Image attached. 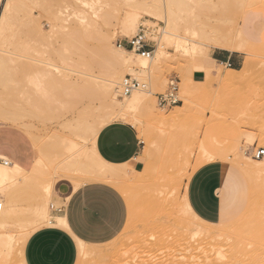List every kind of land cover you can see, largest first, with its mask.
<instances>
[{
	"label": "rangeland",
	"instance_id": "obj_1",
	"mask_svg": "<svg viewBox=\"0 0 264 264\" xmlns=\"http://www.w3.org/2000/svg\"><path fill=\"white\" fill-rule=\"evenodd\" d=\"M56 1L58 2L59 0ZM56 1L14 0L15 5L18 7L17 14H20L17 15L16 21H13L15 26L13 25L14 27L11 28L10 35H8V43L10 42V44H7V46L5 45L6 47L4 46L1 48H7V50L10 52L16 53V56H21L17 65H21V70L17 73L18 76L15 75L17 78L16 81H14L16 79L14 77L15 79H13L12 83H9L6 88H4V86L2 87V85L0 86V101H2L0 104L2 105V103H9L8 105H10L12 103L13 107L15 106L14 112L16 111V113H22L25 116L22 119V123L30 128V130H28L30 134L27 133L22 127L11 124L2 126L0 123V130L5 128L6 130L12 132V134L16 136L17 139L20 137L24 148H27L30 153L31 162L39 156L33 137L37 136V138H39L40 136V138L43 140L44 152L42 155L43 167L41 168V174L38 176L35 184L22 189L20 188L18 189L19 191H15L17 197V206L19 207V215L21 219L24 220L26 217L28 220L31 219V209L33 210L37 203H45L49 214L50 204H53V206L56 208L58 207V205L52 200V186L53 183L59 179H68L73 183L75 188L86 182H98L112 186L120 193V195H122L127 209L126 220L122 230L111 240L99 245L86 244V254H84L83 247L80 243V248L78 246V259L76 264H222L223 262L226 264H248V262L249 264H252L253 262H255V264H264V215L261 216L259 211L257 214H249V212H245V214H243L246 210L247 201L250 197V202L257 200L259 204H264V177L259 180V184H254L251 178L245 174L248 177L250 184V187L245 189V186L243 187V185H246L248 181L246 177L240 171H238V169L235 167V164L232 162L233 159H235V155H233L234 148H237L240 158H243L242 156H247L252 160H257L253 158L252 154L250 153L252 150L260 148L264 149V141L255 142V144L250 147L251 138L258 135L259 128L264 127V41L260 43V45L253 47V52L258 49L260 51L262 50L261 52L258 50L260 54L259 52L252 53L251 50V54H249V51L245 53L244 63L248 62L247 71L250 76H248L249 74L247 73L248 81L245 80V82L236 84L218 82L215 78L208 81L195 83L192 80V73L196 70L201 71L198 62L202 60L204 53L199 55L197 61H194L189 59L190 56L184 54L181 49L174 50L176 48L172 45L167 46L166 57L163 61L160 59L162 62H158L156 65L158 66L159 70L155 66V68L158 70H155L157 71L155 72L157 74L154 73L153 68V72L152 69L150 70L152 73H150L151 76H149L155 81V85L151 84L150 86L153 87H150L148 85L149 83H146L151 88V90L153 89L151 95L152 103H150L151 101L148 102L147 106L150 108L153 104L151 108H156L157 112L161 113L162 116H168L170 112L172 113L175 111V107L185 105L184 111L186 110V113H184V116L179 118L180 121L176 120L175 122H168L165 124L156 123L149 119L150 109L149 112H146L145 109L147 108H145L142 111L137 110L136 112L123 113L114 121L108 122L103 119L104 117L101 111L95 114L91 112L92 110L96 109L99 102L92 96L86 94L83 90H72L66 88L65 86H60V88L53 86L51 87L44 81L34 82V84L37 85L36 87L35 85H31L30 80L35 78L34 76H36V72L33 69L30 70V68H28L29 65L33 64L29 61V59H44V61L57 65L60 63L59 65L62 67L101 76V74L104 72L105 63H107L111 57L104 50L99 48L97 44L98 41H96V36L98 35L97 33L107 32L112 36V45L115 48H118L117 43L120 39L131 38L135 35L133 31L128 35L122 34L120 31V21L118 22V19L122 20L124 18L123 14L126 13L125 11L129 12L130 10L132 13V11L135 10L134 8L137 6H134V4H141L142 2L146 4L147 1V4H149L151 3V0H133L132 3L129 4L131 5L130 7L134 6L132 8L133 10L126 5L127 3L124 2L125 0H96L97 2L94 0H84L87 3L82 5L85 7H82L83 10L85 9V14L92 8V15L89 11V13L86 14L87 18L84 21L86 25V31L85 29H80L78 26L76 27V24L74 23L76 16L74 11L71 9L72 7L68 6L70 5L69 2L73 0H60L58 2L59 4ZM78 1L82 2V0ZM212 1L215 2V0ZM229 1L231 2L230 4L233 3L232 0H228L227 3L224 2V7H220L222 6L221 4H219L220 6L216 4L219 1L214 3L213 6L212 4H204L202 6L206 7L205 9L199 5L198 2L195 4L192 3L193 0H189V2H191L190 4H195L196 6L194 7L193 5L190 7L188 5L187 9L190 8L191 10L194 7V9H192L193 13L195 9L199 11V9L196 8L198 7V4L199 7L201 6L200 11H203L204 15H206L211 9V11L218 12L217 14L213 13L215 16L211 15L212 12L208 13L211 17L213 16V18L211 19L209 16L208 19L210 21L205 22V26H215L221 24L222 27L227 30L232 27L238 28L242 23V18L244 15L249 11H254L259 16V18L256 19L254 23L255 32L264 35V0H248V2L247 0H245V2L243 0L244 6L241 2L242 0L239 2L238 0H235L237 1L239 7L237 6V3L235 4L236 6H234L233 3L231 9L234 8V10L230 9L231 5L229 4ZM21 2L23 4H21ZM185 2L187 4L188 0L184 1V3ZM62 4L65 7H62ZM186 6L187 5H183V9L186 10ZM202 8L206 10V12L201 10ZM224 8L226 11H223ZM86 9L88 11H86ZM185 10H182L181 12L182 16L180 21H183V18L186 19L184 12H187L188 10ZM220 10L222 11L220 12ZM229 10H231L234 15H232L231 11ZM59 11H63L62 16H64L68 21L66 22L68 25L66 23L65 24L68 26V28H70H67L66 30L64 29L62 31L72 32L74 30L73 33L76 34L74 35L75 38L73 36L74 41L71 40L70 43L65 47L57 44V40L60 38L58 35V30L55 28L50 30V26L54 20L53 14L55 15ZM137 11H139V9ZM137 11H134V13L139 15L144 13L143 10H141V12ZM192 11L191 13L188 11L186 14L189 13L191 15ZM226 12L230 13L227 14L228 17L226 16ZM94 14H96L97 17ZM238 14L241 15L239 16ZM27 15L29 17H27ZM196 15H199L198 12ZM200 15V21H194L195 18L193 19L194 22H191V20L189 21V18L188 21L186 20L189 28H186L187 26L184 27L186 24L185 20L183 22L184 24L181 23L182 35L186 34V32H190L191 28L194 29L193 24L197 25V23L202 22L201 19H206V21L208 20L206 16H204L205 18L203 19V17ZM216 15L218 17H216ZM121 16H123V18ZM145 16L147 15L145 14ZM219 16L222 17L220 18ZM224 16H226V20ZM231 16L235 18H230ZM67 17L73 20H68ZM214 17L216 18L213 21ZM141 21L143 25H140L139 28L141 29L143 26L144 32H152L151 36L154 38H157L160 35V28L164 26L160 21H156V25L153 27L148 25L150 29L149 27L147 28L144 26L145 24H148L144 19ZM191 25L193 27H191ZM223 25L227 26L224 27ZM203 26L198 25V27H195L197 29L199 28L198 30H200V27H202V29L204 28ZM183 28L188 30L186 32L184 31L185 33H183ZM196 28L193 31H198ZM76 29H78V34ZM82 32L84 33L81 34ZM189 35L187 34L186 36L190 38ZM147 39L150 40L148 37ZM154 44L155 41H153L152 44L153 50L155 48ZM10 46H12V48ZM58 47L62 50L64 49L63 63L56 55H54V51ZM212 49L215 48L208 47L207 51L205 52L208 54ZM122 51L126 52L124 50ZM22 56L26 59H23ZM244 63L240 69H244ZM228 70L230 69L225 66H219V73L223 76L228 74ZM159 80H161L164 84L161 81L159 82ZM172 82L178 83V98L182 103L168 109H162L157 105L156 96L166 93ZM152 83L154 84V82ZM161 83L164 85L163 88H160L162 85ZM37 87L41 89L42 93H44V97L40 99V106L32 109L24 103L22 106L23 111H17L16 107L20 108L17 104H21L18 94L24 90H26L28 93L26 97H29L32 100L35 98V100L39 101V92L36 91ZM149 87L147 89H150ZM184 93H186V95ZM16 95L18 97H16ZM119 99L122 100L121 98ZM48 102L51 104L48 105ZM11 109L13 108L11 107ZM89 113L91 116L89 115L88 117L87 114ZM136 119H142L143 124L145 123L147 126L145 131V125H143V127H141L138 123V125H135ZM85 120L91 123L90 131H85L83 133L76 132L73 128L77 126L78 122L85 123ZM116 121L130 124L135 127L136 131L138 132L139 138L143 142L142 146L144 147L141 155L143 165H147L145 163L149 161L150 164L147 165V167L149 168L151 166L150 169H154L151 174L146 176L145 180L143 179L150 184L146 183V186H142L145 183L142 178L141 182H139L140 178H138L137 181L135 174L133 173V175H129L125 166H113L107 163L109 166L103 168L104 170H102L101 168L97 167L90 169L88 167L77 165L76 167L71 168L66 164V156H69L67 154V149L70 148V145L73 142H78L81 144V147L84 146L85 149L94 150L96 152L95 139L97 134L105 126ZM205 136H210L211 148H214L215 146H226L228 148L226 150L228 151V154L230 153L229 155L231 157V160L227 163L219 162L222 164V166L228 167V183L226 191L230 200V208L223 221L226 224L222 227L216 226L209 222H206V224L193 223L190 221L188 216L184 215L182 209V204H184L183 201H185L186 197L184 192L185 185L190 175L203 165L211 163L201 159L198 151L199 143L204 139ZM37 138H35V140ZM152 148L154 151L153 153L150 152L152 151ZM249 148L250 150L252 148L254 149L250 151ZM246 150L250 155L247 153L246 155L243 154ZM147 151H149L150 154L147 153ZM99 158L100 157L97 154L96 160ZM153 160H156V162ZM95 164H98V161H95ZM151 164L154 165L152 166ZM142 181L144 183H142ZM47 187L50 188L51 193L49 198H47L45 201V194H43V192ZM242 191H245L246 195H244ZM0 197V199H3L2 195H0ZM134 201L136 202L134 203ZM146 201L147 207H149L150 204L154 205V216L152 215L153 218L150 216L152 214V208L147 209L145 208L146 206L143 208V205L146 204ZM181 202L183 203L181 204ZM137 203L138 205H136ZM144 209H146L148 213V215L146 213V216H144V212H146ZM241 214L243 215L240 216ZM253 219H256L257 222L254 223ZM246 220L250 221L251 225L254 224L249 233H243L241 231H238L235 233V235L231 233V235L228 237H231L232 239L228 238V240H222L223 242L221 241L215 243V245L209 243L210 241H204L208 240V236L205 238V233L207 234L206 231L212 233L221 228L237 229L241 223ZM40 227L41 226H38L32 229L30 233ZM18 229L19 228L15 230V233H17V235L15 234L16 236L22 232L21 229ZM188 229L190 231L193 229V232H196L197 230V233L205 232L203 235L204 237L201 235L203 240H200L199 237H202L199 236L200 234H195V232L193 234L195 236H192L193 232H189L191 235H186L187 232L185 231H189ZM23 240L24 239L15 241V243L12 244L13 248L11 249L10 253L7 254V257L0 259V264H22L19 257V252L21 251L22 245L24 243ZM237 245L238 249L236 247ZM219 248H223V250H220ZM239 252L240 254H238ZM221 254L222 257H220Z\"/></svg>",
	"mask_w": 264,
	"mask_h": 264
},
{
	"label": "bare ground",
	"instance_id": "obj_2",
	"mask_svg": "<svg viewBox=\"0 0 264 264\" xmlns=\"http://www.w3.org/2000/svg\"><path fill=\"white\" fill-rule=\"evenodd\" d=\"M18 1H20V0H18ZM94 1L97 2L96 0H94ZM132 1L133 0H125L124 2L127 3L126 5L129 6L130 9H132L134 6L137 5L136 8H134L135 9L134 11H137L139 9V11H137V12H141V10H143L144 13L142 12L143 14L139 15L137 13H134V11H132L133 9L131 10L132 13L130 12V10H129V12L125 11L126 13L123 12L124 13L123 14L124 18H123V16H121L123 18L122 19L123 21L121 19L120 20L118 19V22L120 21V26H121L120 27V31L122 32V34L128 35L132 31L134 32V34L139 32L141 30L139 28V26L143 25V23L141 21L142 19H144L148 23L147 25L144 23L145 24L144 26H146L147 28L149 27L148 25H150V27L151 26L153 27L154 25H156V21H160L164 25L162 28H160L161 29L160 32H159L160 35L158 37L155 36L157 38H154L153 36H151L152 32L151 33H147V31L144 32L146 37H148L150 40L155 41V44H154L155 48H154L153 52L147 58L146 57H142L141 55L136 54V53L131 52V51L126 50V49L115 48L112 45V36L111 35H109L107 32H98L97 33L98 35L96 36V38H97L96 41H98L97 44H98L99 48L104 50L111 57L110 60H108V62L106 61L107 63H105L104 72L101 74V76H96L94 74H89L87 72L85 73V72L76 71V70H73V69H70V68L62 67V66L59 65L60 63L57 65V64H54V63H51V62L44 61V59H42V60H36V59L35 60H33V59L30 60L29 59V61L32 62L33 64L29 65L28 68H30V70L33 69L36 72V76H34L35 78L34 79L32 78L30 80L31 85H35V87H36L37 85L34 84V82H40V81L42 82V81H44V82L48 83V85L51 86V87L53 86V87H56V88H60V86H65L66 88L72 89V90H76V89L83 90L86 94L92 96L93 98H95L99 102V104L97 105L96 109L92 110L91 112H93V114H95V113H99V111H101V113L103 114V117H104L103 119H105L108 122L114 121L116 118H118L123 113L136 112L137 110L138 111H142L143 109L147 108V109H145L146 112H149V109H150V112H149L150 117H149V119L151 121L153 120V122L161 123V124L164 123L165 124V123H168V122L171 123V122H175L176 120H179V118L183 117L184 113H186L185 112L186 110L184 111V106L185 105L180 106V107H175L174 108L175 111H173L172 113L170 112L171 114L169 113L168 116H162L161 113L157 112L156 108H154V107L151 108L153 106V104L151 105L150 108H148V106H147L148 102L151 101V95H152V90H153V89L151 90V88H150V87H153V86H150V85L151 84L155 85V81L152 80V78L150 77L151 76L150 73L153 72V69H154V73L159 70L158 66H156V65H157L158 62L161 63L164 60V58L166 57V55H167L166 47L167 46L172 45L173 47L176 48L174 50L181 49L184 52V54H187L188 56H190L189 59H192V60H194L195 57H199V55H202L203 53H204L203 54V59L206 58L208 56V54H209V53L207 54L205 52V51H207L208 47H214V48H217V49H226V50H231V51L237 50V51H241L243 53H247L249 51V54H251L250 50H251L252 53H254V52L257 53V52L260 51L258 49L259 51L255 50L253 52V47L258 46L260 44H258V45H253L252 44V45H249L247 47L239 46V44L237 42V39H238V28H236V27L235 28L232 27L229 30H227V29L223 28L221 24L215 25V26H209L208 24H210V23H208L207 24L208 26H205L206 25L205 22L210 21L208 19V17L210 16L208 13L212 12L211 15H213V13L217 14L218 12L211 11L212 9L211 10L207 9V10H210L207 13L208 15L207 14L204 15L203 11H200V7L202 5H204V4L205 5L206 4L207 5L212 4V6H213V4L216 3L217 1H219L220 3L217 2L216 4H218V5L221 4L222 6H220V5L219 6L220 7H224L225 6V5L223 6L224 2L227 3L228 0L227 1L226 0H215V2H213L212 0H197V1L193 0L192 3L196 4L198 2V4L201 5L199 7V5L197 4L198 7H196V8H198L199 11H197L195 9V11H196V12L194 11L195 15H194V13L192 11V9H194V7L196 6L195 4H193L194 7L191 10H190V8L187 9L188 5L190 7L193 6L192 4H190L191 2H189V0H188L187 4H186V2L184 3V1H186V0H157V1H155V0L152 1L151 0V3H149V4H147L148 3V1H147L146 4L144 2H142L141 4L137 3V4H134L133 7H130L131 5H129V4L132 3ZM232 1L234 3V6H236L235 4L237 3V1H235V0H232ZM239 1H241V0H238V2ZM241 2L243 4V6H244L243 0ZM244 2H245V0H244ZM247 2H248V0H247ZM57 3H55V4H57ZM69 3H70V5H68V6L72 7L71 9L74 11V14L76 16V19L74 18L75 19L74 23L76 24V27L78 26L80 29H82V30L85 29V31H86V27H85L86 25H85L84 21L87 18L86 14L89 13V11L91 13V9L92 8L89 11L86 9V11H88V12L85 14V11H84L85 9L83 10V8H85V7L82 6V5H84L86 3L84 0H82V2L78 1V0H73V1H71ZM230 3L231 2L229 1V4ZM233 3L230 4L231 5L230 9L232 8ZM21 4H23V3L21 2ZM63 4H64V2H63ZM101 4H102V2H101ZM256 4H258V3H256ZM53 5H54V3H53ZM142 5H144V6H142ZM183 5H187L185 7L186 10L183 9ZM237 6H238V3H237ZM62 7H65V6L63 5ZM142 7H143V9H142ZM202 7H204V6H202ZM20 8H22V7H20ZM93 8H94V5H93ZM204 8L206 9V7H204ZM46 10H48V9H46ZM72 10H70V11H72ZM182 10H185V11L188 10L190 13L192 11V14L191 15L189 13L186 14L188 11L187 12L183 11L185 13L184 15H186L185 16L186 19L183 18V21H180L181 16H182V14H181ZM201 10H204V9L202 8ZM231 10H234V8L231 9ZM231 10H229V11H231ZM0 11H1V14H0V86L2 85V87L4 86V88H6L7 85H9V83L10 84L12 83L13 79L16 78L15 75H17V73L20 72V70H21V67H20L21 65L17 66L18 65V60H20L19 58L21 56L20 57L16 56L15 55L16 53L10 52L9 50H7V48H5V49L4 48L1 49V48L4 47L5 45L7 46V44H10V42L8 43V41H9L8 40V35H10L11 28L15 26L13 24V21H16L17 15L20 14V13L17 14L18 7L15 5L14 0H0ZM55 11H57V10H55ZM204 11L206 12V10H204ZM221 11L222 10H220V12ZM223 11H226V9L224 8ZM62 12L59 11L55 15L52 13L53 16H54V18H53L54 20L52 22V25L51 26L49 25V26L51 28L50 30H52L54 28L58 30V32H59L58 35L60 36V38H59V40H57V44H59L62 47H65L67 44L70 43L71 40L74 41V38H75L74 35H76V34L73 33L74 30L72 32H68V31L67 32H63L62 31L64 29L66 30L68 28V26H66V24H67L66 22H68V21H67V19L64 16H62ZM197 12H198L199 15L201 14L200 16L203 17V19L205 18L204 16H206L208 20L206 21V19H204V20L201 19V21H202V22H200L201 24L200 23H197V25L193 24L194 29L191 28V27H193L191 25L190 28H191L192 32L190 31V29H189L190 32H186L188 29L183 28V33L186 32V34L182 35L181 34L182 33L181 32V30H182V24L181 23H183L184 20H185L186 24L184 25V27L187 26L186 28H189L188 24H187L188 18H189V21L191 20V22L199 20V15H196ZM222 13H224V12H222ZM228 13L229 12H226V16L227 17H228V15H227ZM231 13H232V11H231ZM72 14H73V12H72ZM145 14L147 16H145ZM66 15H68V14H66ZM91 15H92V13H91ZM94 15L96 16V14H94ZM232 15H234V13H232ZM213 16H215V15H213ZM213 16L212 17L210 16V18L212 19ZM226 16H224L225 20H226ZM27 17H29V16L27 15ZM103 17H105V16H103ZM147 17L150 18V19H148ZM216 17H218V16L216 15ZM216 17H214L213 21L215 20ZM219 17L221 18L222 16H219ZM230 18L234 19L235 17L231 16ZM193 19H194V21H193ZM68 20H71V19L68 18ZM219 20H221V19H219ZM223 20H224V18H223ZM237 20H238V18H237ZM20 21H21V18H20ZM203 21H204V23H203ZM121 22H122V24H121ZM217 22H218V20H217ZM222 23H223V21H222ZM203 24H204V26H203ZM230 24H232V23H230ZM198 25L203 26L204 28L202 29V27H200V30H198L199 28L197 29L195 27V26L198 27ZM235 25H236V23H235ZM225 26H227V25H225ZM150 27H149V29H150ZM195 28L198 31H193V30H195ZM68 29H70V28H68ZM77 31H78V29H76V32ZM152 31H154V30H152ZM156 31H158V30H156ZM13 33H14V31H13ZM83 33L84 32H82L81 34H83ZM77 34H78V32H77ZM187 34L188 35L190 34L189 35L190 38L188 36H186ZM11 35H12V33H11ZM73 36H74V38H73ZM55 37H56V35H55ZM151 37H153V38H151ZM77 39H79V38H77ZM16 45H18V44H16ZM10 47L12 48V46H10ZM22 50H24V49H22ZM63 50L58 47L54 51V53H55L54 55H56L61 60L62 63L64 62ZM122 50H124L126 52H123ZM260 52H259V54H260ZM22 58H23V56H22ZM58 58H57V61H58ZM23 59H26V58H23ZM254 59H256V58H254ZM66 60H68V59H66ZM48 61H49V59H48ZM247 63L248 62L244 63V69H240V70H231L230 69V70H228L229 71L228 74L224 75V76L219 73L220 64H216L213 68H207V67L200 66L201 71H203L204 74H205V79L203 81H208V80L213 79V78H215L218 82L227 83V84H229V83H231V84L235 83L236 84V83H240V82H245V80L248 81V79H247V73H248L247 67H248V64ZM155 66H156V68L158 70L155 68ZM250 67H252V66H250ZM151 69H152V72L150 71ZM24 70H26V69H24ZM155 70H157V71H155ZM155 74H157V73H155ZM126 76H130V77H132L134 79H137V80H140L142 82H145V84L149 83L148 85L150 87L146 84V89L145 90L134 91L128 96H121L120 92H119V84ZM152 76H155V75H152ZM248 76H250V74ZM158 78H155V79H158ZM16 80H17V78L14 81H16ZM160 81L161 80H159V82ZM152 82H154V84ZM161 84H159V85H161ZM163 84L160 86V88H163V86H164ZM148 87L150 89H147ZM185 87H188V86H185ZM36 91L39 92L38 93L39 101L35 100V98L32 100L29 97H26V95L28 94L26 90H24L20 94H18L19 97H20V100H21V104H17L16 103L20 107V108L16 107L17 111H23L22 110V106H23L24 103L27 104L32 109H35L36 107L40 106V104H41L40 99L44 97V93H42L41 89L38 88V87H37ZM188 91H190V90H188ZM184 94L186 95V93H184ZM187 95H188V93H187ZM16 97H18V96L16 95ZM119 98H121L122 100H120ZM1 102L2 101H0V103ZM150 103H152V101ZM4 104L5 103H2V105H4ZM8 104H5L4 106H2L0 104V123H1V125L2 126H6L8 124L16 125V126L22 127L27 133H29L28 130H30V128H28L25 124L22 123V119L25 116L22 113H19V112L16 113V111L14 112L15 106L13 107L12 103H11L12 105L11 104L8 105ZM50 104L51 103L48 102V105H50ZM145 106H147V107H145ZM11 107L13 109H11ZM24 114H25V111H24ZM89 115L91 116L90 113L87 114L88 117H89ZM135 122H136L135 125L139 124L141 127H143V125H145V123L143 124L142 119H136ZM144 122H145V120H144ZM90 125H91V123L85 120V123L84 122L83 123L82 122H78L77 126L74 127L73 129L76 132L83 133L85 131H90V129H91ZM146 129H147V126L145 125L144 126V131ZM142 132H143V128H142ZM34 137L37 138V136H34ZM34 137H33V139H34V142H35L36 147L38 149V155L39 156L36 159H34V161L32 163H31V159L28 158L29 156L25 153V151L17 152L16 160L11 159V158H9V157H7L5 155H0V160H1V162H0V195L3 196L2 201H3V204H4V210H3L2 217H1V220H0V259H3L4 257H7V254L10 253L11 249L13 248L12 244H14L15 241H19V240L24 239V237H25V235L27 234L28 231H30L31 229H33V228H35V227H37L39 225H42L44 223H53V222H55V223H59V224H62V225L67 227V223H66V220L64 218H62V217H51L50 216L48 208L46 207L45 203L44 204H39V203L36 204L35 203L36 206L34 207L33 210L31 209L32 217L29 220L26 217L27 221H26V218L24 219L25 221L23 219H21V217L19 215V207L17 206V197H16V194H15V191H19L18 189H20V188L22 189L24 187H28L30 185L35 184L36 181H37L38 176L42 172L41 168L43 167L42 166V155H43V152H44L43 151V140H42V138H40V136L36 140H35ZM261 141H264V127L263 128H259L258 135L256 137L251 138L250 147H252L255 144V142H261ZM80 145L81 144L78 143V142H73L70 145V148L67 149V154L69 156L68 157L66 156V158H67L66 160L67 161L66 160L65 161H66V164L69 167L74 168L77 165V166L88 167L90 169H92L94 167H97V168H101L102 170H104L103 168L109 166L101 158L96 160L97 154H96V152L94 150L85 149L84 146L81 147ZM148 149H149V147H148ZM226 149H228L226 146H222V147L215 146L214 148H211V146H210V136H205L204 139L199 143V150L198 151H199L201 159H203L206 162H215V161L216 162H218V161L219 162L220 161L228 162V161L231 160V157L229 155L230 153L228 154V151ZM231 149H233V148H231ZM252 149H254V148H252ZM249 150H250V148H249ZM150 152H152V153L154 152L153 148H152V151H150ZM150 152L147 151V153H149V154H150ZM246 153H247V150L243 154L246 155ZM247 154H249V152ZM156 155H157V153H156ZM233 155H235V159H233L232 162L244 174L248 175L251 178V180L254 182V184H259L260 183L259 180L264 177V156L262 158L261 157L258 158L257 160H252V159H250L247 156H242L245 160H247V161H245L243 158L239 157L240 155L237 152V148L233 149ZM3 161H6L7 165H5ZM95 161H98V164H95ZM153 161L156 162V160H153ZM148 162H146L145 164L149 165L150 162L149 163ZM147 165H145L146 167L143 165L144 168L142 170L134 173L136 178H137L136 179L137 181H138V178H140L139 182H141V178H142V180L143 179L145 180L146 176H148V174H151L152 171L154 170V169L153 170L150 169L151 166L148 168ZM151 165L153 166L154 164H151ZM143 181H142V183L145 182L144 183L145 185L143 184L142 186H146V183L150 184L149 182H146V181L143 182ZM145 188H148V187H145ZM141 192H143V191H141ZM50 193H51V191H50L49 187L44 189L43 194H45V199H44L45 201L47 200V198H49ZM135 202L136 201H134V203ZM183 202H184V204H182ZM183 202H181V204L183 205L182 206L183 208L182 207L181 208L183 209L184 215L188 216L191 222L206 224L205 221L199 219L192 212V210L190 209V207L188 205L186 197H185V201H183ZM136 205H138V203ZM144 206H146L145 208H147V209L152 208V214L151 215L149 214V215L151 216V218H153V216H154V212H153L154 211L153 210L154 205L150 204V206L148 205L149 207H147V201H146V204L143 205V208H144ZM263 206H264V204H259L257 202V200H253L251 202L249 201V204H248V206H247V208H246V210L244 211L243 214H245V212H249V214H251V213L252 214H257L258 211H259L261 216H263L264 215V207ZM51 207H54L53 204H50L49 209H51ZM52 209H54V208H52ZM144 210H146V209H144ZM22 212H20V213H22ZM144 213H145L144 216H146L147 210ZM147 215H148V213H147ZM23 216H22V218H23ZM144 220H146V219H144ZM253 222L255 223V222H257V220L253 219ZM224 225L225 224H217L216 226L222 227ZM253 225L254 224H252V225L250 224V221L246 220V221H243L241 223V225L239 226V228H237V229H234V228H230V229L221 228V229H218L217 231L212 232V233L209 232V231H206L207 234L208 233L210 234V236H209V234L207 235L204 232L205 235H206L205 238L208 236L207 237L208 240H204V241H210L209 243H211L212 245H215V243L221 242L222 240H225V239L228 240V238L232 239L231 237H228L229 235H231V233H233V235H235V233H237L238 231H241L243 233H245V232L249 233L251 231V228L253 227ZM17 228L22 230V232H20L21 234H19L18 236H16L17 233H15V230ZM191 230L192 231H190V230L189 231H185V232H187L186 235H191L189 232L192 233L193 229H191ZM194 232L192 233V236H195V235H193ZM196 233H197V230H196L195 234ZM202 233L200 232V233H197V234L198 235L200 234L199 236H201V235L203 236L204 233L203 234ZM183 234H182V236H183ZM203 237L202 238L199 237V239L203 240ZM80 243H81V245L83 247L84 254H86L87 253V245H86V243L83 242V241H80ZM236 247L238 249V245ZM219 249L223 250V248H219ZM238 251H240V250H238ZM218 252H219V250H218ZM90 253H91V251H90ZM219 254H218V256H219ZM238 254H240V252ZM233 255H235V254H233ZM236 256H237V254H236ZM220 257H222V254H221ZM223 263H225V262H223ZM253 263L255 264V262H253ZM244 264H247V263H244ZM248 264H249V262H248Z\"/></svg>",
	"mask_w": 264,
	"mask_h": 264
},
{
	"label": "crops",
	"instance_id": "obj_3",
	"mask_svg": "<svg viewBox=\"0 0 264 264\" xmlns=\"http://www.w3.org/2000/svg\"><path fill=\"white\" fill-rule=\"evenodd\" d=\"M258 18L254 11L244 15L238 27L239 46L258 45L264 41V35L255 32L254 23ZM208 56L198 62L200 66L213 68L220 64L231 70H240L245 59V53L241 51L217 48L212 49ZM204 79L203 71L192 73L194 82ZM142 145L135 127L120 121L105 126L95 139L99 157L110 165L125 166L129 175L143 169ZM21 151H25L31 159L20 137L17 139L5 128L0 130V155L16 160L17 152ZM235 167L248 181L243 187L249 188L248 177ZM227 171V166L215 161L195 170L187 180L184 190L186 200L199 219L214 225L226 224L223 221L230 208L226 191ZM242 193L246 195L245 191ZM52 200L58 207H51L50 216L64 218L67 227L53 222L39 225L41 227L32 233V229L28 231L19 252L22 264H76L79 240L89 245L105 243L122 230L126 220L127 209L122 195L107 184L86 182L75 188L68 179H59L53 183Z\"/></svg>",
	"mask_w": 264,
	"mask_h": 264
},
{
	"label": "built area",
	"instance_id": "obj_4",
	"mask_svg": "<svg viewBox=\"0 0 264 264\" xmlns=\"http://www.w3.org/2000/svg\"><path fill=\"white\" fill-rule=\"evenodd\" d=\"M144 27L131 38L120 39L117 43V47L126 49L142 57H148L153 52V41L148 40L143 31ZM230 67V65H228ZM177 82H172L166 93L156 96L157 105L162 109H168L173 106L181 104V100L178 98V86ZM146 89V84L140 80L134 79L130 76H126L119 84V92L121 96H128L134 91H141ZM253 158L258 159L264 156V149H254L250 152ZM1 161V160H0ZM7 165L6 161H3ZM4 210V204L0 199V220Z\"/></svg>",
	"mask_w": 264,
	"mask_h": 264
}]
</instances>
